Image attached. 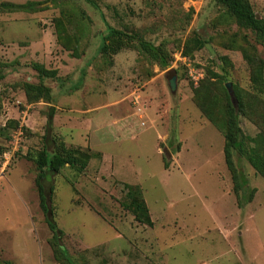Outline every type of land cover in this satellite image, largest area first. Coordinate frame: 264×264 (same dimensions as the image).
<instances>
[{
    "label": "rangeland",
    "instance_id": "rangeland-1",
    "mask_svg": "<svg viewBox=\"0 0 264 264\" xmlns=\"http://www.w3.org/2000/svg\"><path fill=\"white\" fill-rule=\"evenodd\" d=\"M2 1L39 4L0 11V264H60L35 183L51 106L49 133L91 155L83 172L66 165L51 181L54 218L76 264H264V177L236 157L256 189L239 208L224 130L206 113L223 123L224 89L232 101L236 91L248 143L264 153L256 34L214 0ZM249 1L264 18V0ZM107 24L161 45L168 65L135 49L102 56ZM35 62L58 71L43 78L51 103L26 97L23 84L40 81ZM187 64L202 72L197 84ZM127 183L141 187L152 226L126 207Z\"/></svg>",
    "mask_w": 264,
    "mask_h": 264
},
{
    "label": "trees",
    "instance_id": "trees-1",
    "mask_svg": "<svg viewBox=\"0 0 264 264\" xmlns=\"http://www.w3.org/2000/svg\"><path fill=\"white\" fill-rule=\"evenodd\" d=\"M86 1L96 7L98 6L96 0ZM214 1L219 6L225 8L235 19L238 26L252 30L256 34L257 39L264 43V18H260L257 15L249 0ZM38 4L39 3L36 1H28L25 3L2 1L0 2V11H35ZM201 44L202 42L197 41L198 47L201 46ZM123 49H135L139 53L144 54L151 62L158 63L162 67L168 65V53L161 45H155L153 42L148 41L138 31L129 32L125 29H117L107 24V33L102 36V41L99 45V53H101L102 56H112ZM186 53L185 51V54ZM32 65L38 72L40 81L38 84L28 81L23 84L26 97L29 101H38L42 99L45 102L51 103L54 100V95L51 89L43 84V78L58 79V71L57 69H49L44 64L38 62ZM224 91L227 101L222 113L224 117L223 123H216L217 120H215L213 115L208 111H206V113L216 126L224 130L225 162L232 175L233 191L236 195L237 205L239 208H243L246 203L252 201L256 189L249 187L245 174L239 167L236 157L245 158L256 172L264 177V153L258 146L255 145L253 147L249 145L247 137L240 125L239 116L242 113L240 95L234 89L235 101L237 103L235 105L226 88ZM54 113L55 108L51 106L47 119V135L44 137L45 144L38 151L35 159L38 169L35 183L38 190L40 207L43 211L46 224L52 233L51 243L56 260L60 264H76L63 243V231L58 227L54 218L55 209L52 205L54 184H52L51 181L66 165L79 172H83L88 166L91 155L82 148L68 146L64 140L51 132L49 133L53 125ZM172 149L168 150L170 154L173 153ZM176 150L179 151V149ZM165 167H168L167 161L165 162ZM125 188L127 199L126 207L132 211L135 220L152 226L153 220L149 207L143 198L141 187L139 185L127 183L125 184Z\"/></svg>",
    "mask_w": 264,
    "mask_h": 264
},
{
    "label": "built area",
    "instance_id": "built-area-1",
    "mask_svg": "<svg viewBox=\"0 0 264 264\" xmlns=\"http://www.w3.org/2000/svg\"><path fill=\"white\" fill-rule=\"evenodd\" d=\"M179 59L186 61V58L183 57L181 54H179ZM189 66L188 69V75L190 77V79L197 84L201 78L203 77L202 72L199 69H195L193 67H191L189 64H187Z\"/></svg>",
    "mask_w": 264,
    "mask_h": 264
},
{
    "label": "water",
    "instance_id": "water-1",
    "mask_svg": "<svg viewBox=\"0 0 264 264\" xmlns=\"http://www.w3.org/2000/svg\"><path fill=\"white\" fill-rule=\"evenodd\" d=\"M172 83H173V87H174V89H175V88H176V75H174V76L172 77ZM226 86H227V88H228L230 94L232 95L231 83L228 82V83L226 84ZM233 103H235L234 98H233Z\"/></svg>",
    "mask_w": 264,
    "mask_h": 264
},
{
    "label": "crops",
    "instance_id": "crops-1",
    "mask_svg": "<svg viewBox=\"0 0 264 264\" xmlns=\"http://www.w3.org/2000/svg\"><path fill=\"white\" fill-rule=\"evenodd\" d=\"M132 125V124H131ZM133 128V127H132ZM119 131H121V128L118 129ZM129 131V128H126V126L123 128V131L122 132H128ZM117 132V131H116Z\"/></svg>",
    "mask_w": 264,
    "mask_h": 264
}]
</instances>
